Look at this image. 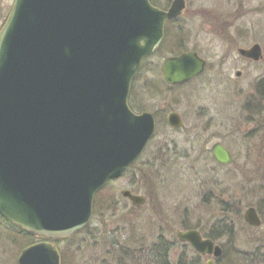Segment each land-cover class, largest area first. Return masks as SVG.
Segmentation results:
<instances>
[{
	"label": "water",
	"instance_id": "water-1",
	"mask_svg": "<svg viewBox=\"0 0 264 264\" xmlns=\"http://www.w3.org/2000/svg\"><path fill=\"white\" fill-rule=\"evenodd\" d=\"M185 0L167 10L149 0H14L0 31V215L17 228L55 242L84 227L94 193L118 178L151 138V112L128 106L130 85L143 57L163 36L167 19L181 15ZM259 44L240 48L254 59ZM193 52L167 56L164 79L182 83L202 71ZM170 112L171 126L181 125ZM212 157L231 163L215 143ZM122 195L139 205V194ZM264 196V190H263ZM243 219L261 220L254 207ZM176 237L195 251L219 257L222 249L198 230ZM53 245L23 248L18 264H60ZM206 264H215L212 259Z\"/></svg>",
	"mask_w": 264,
	"mask_h": 264
},
{
	"label": "rangeland",
	"instance_id": "rangeland-1",
	"mask_svg": "<svg viewBox=\"0 0 264 264\" xmlns=\"http://www.w3.org/2000/svg\"><path fill=\"white\" fill-rule=\"evenodd\" d=\"M13 1L0 0V29ZM155 1L160 7L165 5V0ZM186 1L187 9L175 25L166 24L172 32L175 29L176 36L170 34L167 43H161L141 63L131 84V108L137 113L152 112L157 118L148 146L123 175L106 185L112 209L97 202L99 210L92 211L87 231L80 229L73 241L67 238L50 242L58 252L68 245L74 249L76 264H154L149 247L161 234L170 264H176L180 255L187 259L196 256L190 246L175 238L176 230L189 227H197L204 236H216V243L225 247L220 264H264V224L252 227L242 217L247 206L255 207L264 217V129L255 130L257 126L243 111L244 94L253 91L249 82L255 73L243 71L237 78L235 68L227 69L224 73L234 86L226 90L219 85L222 69L232 66L231 61L226 63L227 58L222 61L227 54L223 51L246 48L256 42L264 51V0ZM202 10L205 11L200 13ZM207 16L218 20L223 29L220 34L212 29L216 20L207 22ZM176 44L184 50L202 52L212 66L186 86H168L162 77V61L175 55L172 51ZM144 78L160 82L162 90L145 92L141 87ZM186 88L190 91L185 98L182 92ZM169 111L183 118L182 131L167 126ZM194 119H199L197 127L203 130L199 136L186 132ZM215 141L226 144L231 151L230 165L219 166L210 157L209 148ZM172 142L180 149L191 142L194 151L190 158L179 159L178 166L167 168L160 165L164 155L159 148L165 145L166 152L173 153ZM123 190L143 195L146 202L133 205L121 195ZM5 222L0 219V264H18L16 259L27 247V240ZM31 238V242L38 240ZM147 253L149 257L141 258ZM206 258L198 261L204 264Z\"/></svg>",
	"mask_w": 264,
	"mask_h": 264
},
{
	"label": "flooded vegetation",
	"instance_id": "flooded-vegetation-1",
	"mask_svg": "<svg viewBox=\"0 0 264 264\" xmlns=\"http://www.w3.org/2000/svg\"><path fill=\"white\" fill-rule=\"evenodd\" d=\"M151 2L153 3V5L161 8V9L166 10L169 7L170 3H172V0H165V3H164L165 5L163 7L162 6L161 7L158 6L157 2L155 0H151ZM186 2L187 1L185 0L184 3H186ZM186 9H187V3H186V6H185V9L183 10V12ZM202 9H204V8H202ZM203 11H205V10H202L200 13H203ZM206 11L211 12L210 10H206ZM183 12L181 13L182 15H183ZM181 16L178 17V18L166 21L165 24L175 25V23L177 22L178 19L181 18ZM204 19H206V21L210 19L209 20L210 22H212L211 20H213V21L216 20V19H214L212 17H208V16L205 17ZM209 21H207V22H209ZM217 21L218 20H216L215 23H212V24H215V26L212 29L220 34V32L223 29L221 27L219 28V24H217L219 22H217ZM225 21H227V20H225ZM230 26L231 25L229 24V27ZM219 29H221V30H219ZM238 51H239V48H235V49H228V50L222 52L223 54L227 52V54L223 55L222 61H224L225 58H227L225 60L226 63L231 61L230 63H232V66L231 67H225V68L222 69L223 65H221L220 69H222L223 73H220L222 79L219 78L220 79L219 85H222L223 89H226V90H228L230 88V86H231V88H233L232 87V86H234L233 80L224 73L225 70H227V69L235 68L236 69L235 75L237 76V78L241 77V75H242L241 72H243V71L251 72L253 74L255 73L253 75V80L251 82H249L250 85H251V88H254L253 91L249 92V94H244L245 96L243 95L245 97V103H243V111L245 112L246 118L249 121L253 122L252 124L257 126V128L255 130H257L259 128H263L264 129V51L260 50L261 51V56L258 59H254V58H251V57L250 58L246 57V56L242 55ZM184 52H193L194 54H196L198 57H200L203 60L204 66H203L202 71L200 73L196 74V76H194V77L186 80L185 82L179 84V85H182V86H186L188 84H191L194 79H198L201 76H203V74L208 72V67L211 66V64H209L210 59L206 58L205 55L201 54L202 52H200L198 50L194 51V50L190 49V50H183L181 53H184ZM231 52L233 54H230ZM172 86H174V85H172ZM189 88L192 89L191 87H189ZM187 91H190V90L188 88H186L184 90V92H182V95L185 98L189 97ZM229 92L231 93V90H229ZM183 96H182V99L184 98ZM169 112H171V111H169ZM180 116L181 115L179 114L178 117H180ZM195 118H199V117L196 116ZM180 120H181V125H180L179 128H171V127H169V128H171V130H173V131H182V128L184 126V121H183L182 117H180ZM198 120L197 119L193 120V124L188 126L189 128L186 130L187 133H189L191 135H195V136H197V135L199 136V134L202 133L203 130L199 131V127H197L198 126ZM215 143H220L229 152L230 156L232 157V162H233L232 153L228 149L226 144H223L220 141H215L211 146H213ZM185 145H186V146H184L185 149H180V145L178 146V144L176 142H172V148H170V149H172L173 153H171V151H167L166 152V156H165L166 159H167L166 163H168L169 166H171V167H174L175 165L178 166L177 164L179 162V159H188V158H190V156H191L190 153L194 151L193 143L190 142V144L186 143ZM211 146L209 148V153H210V157L215 161V163L218 164L219 166H228V165L220 164L219 162H217L215 160L214 157H212L213 155H212V152H211V149H212ZM144 202H146V200ZM223 203H227V202L223 201ZM139 206H141V205H139ZM222 210H225L224 206H223ZM252 227H254V226H252ZM258 227H260V226H257L256 228H258ZM192 228L198 230L200 232L202 238H208V237L204 236L201 233V230H199L197 227H192ZM218 233H221V232H218ZM219 236L220 235H218V237ZM214 243L221 247L222 253H221V255L219 257L212 256V259L215 262V264H220V261H221L220 259L224 255V248H222V246L220 244L216 243L215 240H214ZM183 244L188 245V243H184V242H183ZM192 251H194V250L192 249ZM195 253H196L195 254L196 256L197 255L199 256V259L201 257H207L206 260H209L211 258L210 256H207V255H201V254H199L197 252H195ZM206 260H205V262H206ZM205 262H204V264H205Z\"/></svg>",
	"mask_w": 264,
	"mask_h": 264
},
{
	"label": "trees",
	"instance_id": "trees-1",
	"mask_svg": "<svg viewBox=\"0 0 264 264\" xmlns=\"http://www.w3.org/2000/svg\"><path fill=\"white\" fill-rule=\"evenodd\" d=\"M169 26L170 25H167L166 26V29L164 31V34H163L164 35V39L162 41V44L167 43V37L168 36H171L170 34H173V38L176 36V35H174V34L177 33V32H175V29H174V32H172L171 30H173V29L172 28H169ZM183 50H184V47H182V45H179L178 44L177 47L175 49H173L172 53L177 54V53L182 52ZM142 84L143 85L141 87H143V89H144L145 92L150 91V90H153L154 91L155 89H157L159 91L162 90V87H161L160 82L155 81V80H152V79H146V78H144ZM165 148H167V146H165V145L163 147H160L159 148V150L161 151V153L164 155V159H162V161L159 160V162H160V165H164L165 167L169 168L171 166H169V164L166 163L167 159L165 157L166 156V149ZM106 191H107V186H105L99 192L95 193L96 195H95L94 201L92 203L93 204V210L95 212L96 211L98 212V210H99L98 207H97V202H98L99 205L102 204V206H105L107 208L110 207L109 209H112L113 208V203H111L113 201H112V199L106 197V194H107ZM0 219L3 222H5L4 219H2V218H0ZM262 220L264 222V217H262ZM5 223L10 228L18 231L22 236H25L26 237V240H27V242H26L27 245H29V244L32 243L31 242L32 235H30V234H28V233H26V232H24L22 230L17 229L15 226L9 224L8 222H5ZM85 229L87 231L89 228L85 227ZM228 233L230 234V232H228ZM74 235H76V233L73 234V235H71V237H69L71 241H73L72 238H74ZM161 235L149 247V249H151V252L150 253L152 254V257L151 258H153V261H154L153 263L154 264H170V261H169V259L167 257V255H168V252H167L168 251V248L166 246V242H164L165 239L163 237V234H161ZM206 236L209 237V238H211L212 240H214L216 238V236H213L212 234H207ZM59 252H60L59 254H60V258H61V264H76V260H77V258L75 257L76 254L74 252V249H71V247H69V245L66 246L63 250H59ZM224 252H225V247H224ZM126 256L127 257H130L129 254H126ZM233 256L236 257V254L234 252H233ZM144 257H146V258L149 257V254L147 253V254H145V256H143L141 258H144ZM198 260H199V256L198 255L195 256L194 258H190V259L189 258L188 259L187 258H183V256L180 255L175 262H176V264H200V262ZM134 264H137V262L135 261Z\"/></svg>",
	"mask_w": 264,
	"mask_h": 264
}]
</instances>
